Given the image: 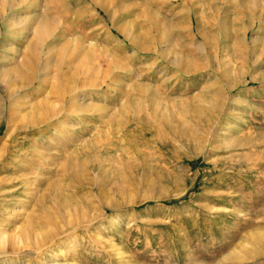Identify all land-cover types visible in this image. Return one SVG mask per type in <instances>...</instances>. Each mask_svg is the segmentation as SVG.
<instances>
[{"label": "rangeland", "instance_id": "rangeland-1", "mask_svg": "<svg viewBox=\"0 0 264 264\" xmlns=\"http://www.w3.org/2000/svg\"><path fill=\"white\" fill-rule=\"evenodd\" d=\"M0 264H264V0H0Z\"/></svg>", "mask_w": 264, "mask_h": 264}, {"label": "bare ground", "instance_id": "bare-ground-1", "mask_svg": "<svg viewBox=\"0 0 264 264\" xmlns=\"http://www.w3.org/2000/svg\"><path fill=\"white\" fill-rule=\"evenodd\" d=\"M43 22H45V21H43ZM44 24V23H43ZM46 28V27H45ZM43 30V29H42ZM42 34V33H41ZM35 47V46H34ZM36 48V47H35ZM32 50V49H31ZM36 59V58H35ZM34 68V67H33ZM10 71V70H9ZM16 72V71H15ZM13 73V72H12ZM7 74V73H6ZM3 77V76H2ZM9 77V76H8ZM20 77V76H19ZM27 77V76H26ZM11 78V77H10ZM21 79H24V78H21ZM28 79V78H27ZM3 80V79H2ZM8 80V79H7ZM28 81V80H27ZM4 82V81H3ZM9 83H11V82H8V83H6V84H9ZM16 84V83H15ZM14 84V85H15ZM21 84V83H20ZM259 233V232H258ZM257 233V235L255 234V235H251L250 237H252V240H253V243H254V247L255 248H258L259 247V245L258 244H255V242L257 243V241H258V239H261V235L260 234H258ZM241 239H240V244L239 245H241V244H246V242H245V239L244 238H242V237H240ZM237 249V248H236Z\"/></svg>", "mask_w": 264, "mask_h": 264}]
</instances>
